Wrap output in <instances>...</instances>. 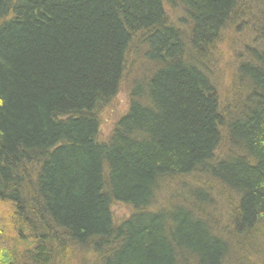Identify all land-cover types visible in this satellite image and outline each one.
Masks as SVG:
<instances>
[{"label": "trees", "instance_id": "obj_1", "mask_svg": "<svg viewBox=\"0 0 264 264\" xmlns=\"http://www.w3.org/2000/svg\"><path fill=\"white\" fill-rule=\"evenodd\" d=\"M243 1L0 0V264H264V6L250 24ZM234 27L253 38L222 90Z\"/></svg>", "mask_w": 264, "mask_h": 264}, {"label": "rangeland", "instance_id": "obj_2", "mask_svg": "<svg viewBox=\"0 0 264 264\" xmlns=\"http://www.w3.org/2000/svg\"><path fill=\"white\" fill-rule=\"evenodd\" d=\"M264 0H247L249 5L247 6V11H244L247 16L246 20L251 24L253 17L258 12H261L262 7L264 6ZM246 3V0L243 1ZM174 15V13H173ZM175 16V15H174ZM240 25V22L237 26ZM236 26V28H237ZM236 28L234 30L230 29L225 32L223 39L217 47L216 58H217V69L214 71L216 73L215 79L221 81L220 86L222 90H225L229 87L232 81V73H235V68L240 62L242 56L241 52L243 47H245L252 38L250 32L245 31L244 28H240V31L237 32ZM232 30V31H231ZM232 72V73H230ZM214 73V74H215ZM216 81V83L218 82ZM219 86V84L217 83ZM129 87L128 84L124 83L121 88L118 96L111 104V107L101 113L100 118V131L98 140L107 141L109 136L114 130V126L118 120L128 111L129 109ZM6 209L0 208V213H5ZM112 214L114 217L115 224H119L127 218L130 217L131 209L129 206L116 204L112 208ZM255 260V259H254Z\"/></svg>", "mask_w": 264, "mask_h": 264}]
</instances>
